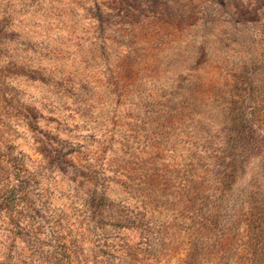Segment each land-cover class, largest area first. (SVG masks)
<instances>
[{
  "label": "rangeland",
  "instance_id": "374dc122",
  "mask_svg": "<svg viewBox=\"0 0 264 264\" xmlns=\"http://www.w3.org/2000/svg\"><path fill=\"white\" fill-rule=\"evenodd\" d=\"M0 264H264V0H0Z\"/></svg>",
  "mask_w": 264,
  "mask_h": 264
}]
</instances>
